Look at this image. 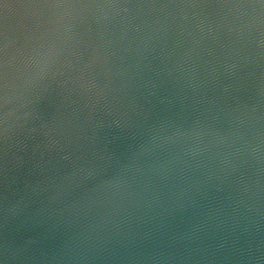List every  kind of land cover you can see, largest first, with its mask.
<instances>
[{
    "label": "water",
    "instance_id": "1",
    "mask_svg": "<svg viewBox=\"0 0 264 264\" xmlns=\"http://www.w3.org/2000/svg\"><path fill=\"white\" fill-rule=\"evenodd\" d=\"M0 264H264V0H0Z\"/></svg>",
    "mask_w": 264,
    "mask_h": 264
}]
</instances>
